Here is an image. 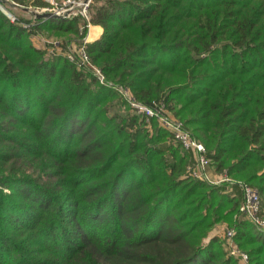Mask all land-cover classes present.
Returning <instances> with one entry per match:
<instances>
[{
  "label": "trees",
  "instance_id": "1",
  "mask_svg": "<svg viewBox=\"0 0 264 264\" xmlns=\"http://www.w3.org/2000/svg\"><path fill=\"white\" fill-rule=\"evenodd\" d=\"M90 13L102 33L85 50L105 84L30 40L82 36L83 18L24 28L0 10V264H238L204 242L222 219L264 264L239 185L189 176L192 151L160 145L174 134L148 130L115 89L171 111L264 214V0H92Z\"/></svg>",
  "mask_w": 264,
  "mask_h": 264
},
{
  "label": "built area",
  "instance_id": "2",
  "mask_svg": "<svg viewBox=\"0 0 264 264\" xmlns=\"http://www.w3.org/2000/svg\"><path fill=\"white\" fill-rule=\"evenodd\" d=\"M4 1V0H3ZM14 6L18 8L22 7L21 4L16 3L14 0H8ZM47 2L46 6H35V11L32 12L34 21L32 22H24L20 21V25L24 28L36 24L39 21H36L37 17L35 13L48 12L54 15H60L62 18L58 19H71L75 16H79L83 18L86 22V27H90L91 23L90 19V5L92 0H44ZM3 4H0V9L7 14V17L10 21H16V17L8 11ZM27 9V7H24ZM41 21L46 18H40ZM39 19V20H40ZM40 21V22H41ZM86 41L78 44L73 48L72 51L66 52L64 54L73 61H76L78 66H83L91 71V73L95 76V78L100 83L105 84V76L103 72L98 68L94 63L91 62L86 50H85ZM52 45H55V49H49V53L52 55H61V52L58 50L60 48L57 47V42H52ZM57 49V50H56ZM117 89L128 101V103L137 110L142 116L147 118H158L161 122V127L172 132L174 136L178 139L180 145L187 150H191L195 157V163L190 166H187V174L196 179H206L212 184H221L223 182H227L228 184L237 183L240 187L241 191V203L239 205V211L243 213L248 219H250L254 224H256L257 228H263L264 223L259 218L258 212L260 209V200L259 195L253 187L248 184L242 183L240 181L232 180L227 176L225 172L223 173H210L208 170L207 159L204 155V147L203 145L195 140L190 133L183 127L181 121H179L176 117L170 114L166 109L162 106L156 105H147L140 103L133 98H131L130 93L127 90L122 88ZM161 108V109H160ZM169 113H165L166 111ZM222 230L225 232V235L228 238L233 237V229L228 227H222ZM231 256L237 259L238 264H250L249 256L247 253L239 252L235 248H230L229 250Z\"/></svg>",
  "mask_w": 264,
  "mask_h": 264
},
{
  "label": "rangeland",
  "instance_id": "3",
  "mask_svg": "<svg viewBox=\"0 0 264 264\" xmlns=\"http://www.w3.org/2000/svg\"><path fill=\"white\" fill-rule=\"evenodd\" d=\"M16 1V0H15ZM18 2H21L19 0H17ZM23 1V5L24 7H27V11H21V9H18L17 6H9L8 4H10L11 2L8 1V0H4V3L2 6H4L3 8H5L6 10L8 9V11L10 13H12L17 19L21 20V21H32L34 20L33 18V14L32 12L35 11V7L33 5H30L29 1L30 0H22ZM7 3V4H6ZM12 4V3H11ZM1 10V9H0ZM1 12L7 16V14L5 12H3L1 10ZM90 16H91V13H90ZM8 18V17H7ZM15 22V21H14ZM19 22V21H18ZM95 25V24H94ZM81 32V30H80ZM83 35L82 36H79L77 37L75 34H73L72 32L71 33H54V32H50V31H44V34L43 33H40V34H33L31 33L30 34V40L32 42V44L35 46V47H38V48H45L48 52V54H51L49 53V49H55V45H52V42H59L60 45L57 46L58 48H60L58 51L61 52V55L58 54L59 56H62V57H65L67 58L68 60L70 61H73L71 59H69L67 57L66 52H70L73 50L74 47H76L78 44L86 41V43L89 42V39H88V36H89V32H88V27L86 28V32L82 33ZM88 39V40H87ZM75 41V42H74ZM57 50V49H56ZM52 55V54H51ZM53 56H57V55H53ZM120 89V88H119ZM117 90V89H116ZM124 90H127L126 88H124ZM118 91V90H117ZM128 91V90H127ZM129 92V91H128ZM120 97L126 101V99L124 98V96L118 91ZM118 95V96H119ZM121 100V99H120ZM119 98H114L113 99V102H119L120 101ZM130 108H132L131 110L136 113L137 115H141L137 110H135L128 102H126ZM162 106V105H161ZM125 107H127V105H118V104H115L114 105V108L120 112H123L125 110ZM161 109V108H160ZM166 111V110H165ZM170 114L173 115V113L169 110H167ZM165 112V113H168V112ZM168 113V114H169ZM142 116V115H141ZM174 116V115H173ZM144 117V116H143ZM175 117V116H174ZM145 121H147V125H145L146 128H148V130H152V127H153V124L155 126H159L161 127V122L158 118H147L145 117ZM163 128V127H161ZM189 133L190 131L188 129H186ZM191 135V133H190ZM192 136V135H191ZM196 140V139H195ZM169 142H172L173 144H176L175 142H179L178 139L174 136L173 139L169 138L167 139L166 141H162L160 143V145H165ZM180 144V143H179ZM193 163H195V157H194V154H191L190 155V158L188 159V165L187 166H190L192 165ZM210 173H213L211 170L212 169H208ZM214 174V173H213ZM205 180L206 182H208L209 184H212L211 182H209L208 180L206 179H203ZM233 180V179H232ZM236 181V180H235ZM214 186H218L219 184H212ZM236 214H234L233 216H235ZM259 218L262 220V222L264 223V214L262 215H259ZM254 224V223H253ZM256 226V224H254ZM222 227H227V222L224 221V219H222L221 221L219 222H216L212 225L209 226V228L207 229L208 232H207V235L205 237V240L204 242H207L209 241L211 238H220L221 241H222V248L223 250L227 253V255H230V248H235L237 249L239 252H243V253H247L246 252V248H248L247 246L249 245H242L240 243H238L234 237H231V238H228L226 235H225V232L222 230ZM257 227V226H256ZM259 230V233L264 235V227L263 228H258ZM248 254V253H247ZM249 256V254H248ZM234 257V256H232ZM251 264V263H250Z\"/></svg>",
  "mask_w": 264,
  "mask_h": 264
},
{
  "label": "crops",
  "instance_id": "4",
  "mask_svg": "<svg viewBox=\"0 0 264 264\" xmlns=\"http://www.w3.org/2000/svg\"><path fill=\"white\" fill-rule=\"evenodd\" d=\"M88 32H89V36H88L89 42H92V41H94L100 37V35L102 33V28L99 25L91 24L89 29H88ZM192 154H193V152H192Z\"/></svg>",
  "mask_w": 264,
  "mask_h": 264
},
{
  "label": "water",
  "instance_id": "5",
  "mask_svg": "<svg viewBox=\"0 0 264 264\" xmlns=\"http://www.w3.org/2000/svg\"><path fill=\"white\" fill-rule=\"evenodd\" d=\"M35 16L37 18H46V19H58V18H62V16L60 15H54L48 12H42V13H35Z\"/></svg>",
  "mask_w": 264,
  "mask_h": 264
}]
</instances>
